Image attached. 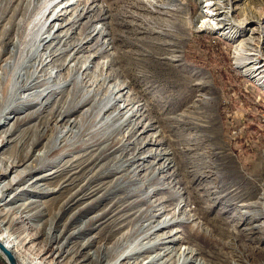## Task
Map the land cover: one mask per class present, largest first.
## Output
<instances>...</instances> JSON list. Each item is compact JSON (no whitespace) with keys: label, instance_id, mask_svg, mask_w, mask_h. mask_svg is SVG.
Wrapping results in <instances>:
<instances>
[{"label":"rangeland","instance_id":"1","mask_svg":"<svg viewBox=\"0 0 264 264\" xmlns=\"http://www.w3.org/2000/svg\"><path fill=\"white\" fill-rule=\"evenodd\" d=\"M51 1L0 0V94H10L12 89L9 81L2 80L6 76L3 71L5 63L17 59V43L20 51H23L26 35L40 26L36 18L43 10L46 11L45 5ZM88 1L90 12L73 33H68L66 44L63 31L68 26L60 31L49 28L52 36L60 37L52 41L51 45L55 46L50 48L52 51H63L68 45L84 38L90 41L75 54L73 63L76 64L77 71L71 73L67 67H63L73 51L68 54L56 52L52 68H44L41 72L36 71L40 62L38 57L30 61L29 65L32 67L28 69L27 75L38 73L46 78L52 72H57V78L42 87L35 86L36 88L24 92L25 95H34L32 100L20 102L12 97L0 100V115L7 112L0 127V140L4 145L0 151V168L16 165L9 177L0 181V216L15 221V226L8 233L18 243L15 252L18 258L14 255L18 264H21L22 258L33 262L42 261L41 250L48 241V233L61 234L63 242L71 231L84 226V230L80 233L78 231L71 239V244L65 248L79 250L77 261H82L87 252L92 253L102 244L114 243L121 231L115 230L116 221L124 213H136L140 207L135 202L136 196H132L130 192L131 188H128L130 181L138 188L146 179L154 184L155 178L162 175L158 174L152 180L153 168L140 170L142 167L138 160L130 168L112 173L100 184L96 183L93 196L66 210H63L62 205L65 189L55 196L46 193L27 194L23 200L14 204L6 203L11 195L37 176L73 163L75 157L87 155L88 151L95 149L94 144L104 141L103 133L112 130L116 122H106L103 127L93 130L95 126L92 123L96 115L93 112L110 85H130L135 101L139 104L146 103L147 111L143 114L145 122L154 121L162 131L158 137L159 141L165 143L162 148L168 147L176 154L182 150L185 158L211 163V149L214 153H219L222 151L219 148L222 147L236 169L244 172L264 150V88L254 79L242 74L233 57L234 47L240 38L249 35L253 29L257 33L260 27H264V0H221L229 9L234 23L220 30L208 27L209 23L215 22L200 17L208 11V5L196 0H75L73 8ZM73 12L74 10L64 16L62 21H57V24L65 25ZM51 21L52 19L48 25ZM237 21L245 23L242 28H236ZM94 29L110 36L104 38L103 35L96 34ZM254 36L258 37L257 34ZM33 44L36 45L34 42ZM42 53L41 51L38 55L42 57ZM86 61L91 62V69L83 72L81 67ZM103 64L108 67H103ZM78 71L85 74L86 78L75 92L72 83ZM110 75V79L104 82ZM64 82L69 84L63 86ZM150 84L151 89H147ZM188 89L193 95L186 101L184 96ZM83 91L96 95V101L91 98L79 104ZM40 93L45 96L37 102L35 97ZM70 121L76 125L67 127ZM140 130L141 128L126 137V143L121 147L111 152L102 150L104 156L101 157L100 168L109 172L112 166L123 164L134 152L135 156H143L136 153V148L144 142L143 137L146 135L140 136ZM117 137L121 139L122 135ZM6 141L8 143L4 144ZM156 147L159 149L158 145ZM42 151H45V155L39 156ZM197 153L202 155L198 156ZM243 154H251L253 160L250 157L241 165ZM163 163L159 161L155 167ZM216 163L226 166L221 160ZM190 167L188 162H176L175 170L168 173L179 175L176 181L184 180L189 186L192 176L188 179L185 174L190 171ZM29 168H34V172L22 180L19 172ZM212 169L209 171L226 179V172L219 170L218 166L215 165ZM10 177L16 181V185L12 187L7 186ZM62 179V175H57L46 179L43 184L48 188H55ZM107 187L114 189L105 195ZM157 196H167V193L161 191ZM29 200H35L36 205L35 210L26 216L16 206ZM127 204L130 212L121 211L123 205ZM139 204L142 205V202ZM200 206L197 204L195 208L199 210ZM222 208L223 204L213 212L210 210L206 214L201 213L202 221L210 231L211 218L219 214L218 209ZM38 210L42 216H39ZM241 210L232 208L223 215V219L233 221L236 217L238 220V212ZM98 214L100 218L97 221L95 216ZM129 219L134 220V216ZM250 224H258L259 227L264 225L261 218L251 219ZM189 238L203 255L201 257L206 264H211V241L202 236L189 235ZM87 239L90 244L80 250V244L88 241ZM255 247L264 248V243L255 241L252 249H256ZM258 251L255 250L250 258L243 257V264H264V256ZM71 259L65 255L56 262L70 264ZM51 262H54L52 257L46 260V264ZM0 264H6L1 255Z\"/></svg>","mask_w":264,"mask_h":264},{"label":"bare ground","instance_id":"2","mask_svg":"<svg viewBox=\"0 0 264 264\" xmlns=\"http://www.w3.org/2000/svg\"><path fill=\"white\" fill-rule=\"evenodd\" d=\"M196 1L200 4L207 3L208 7L206 9L208 11L200 17L215 22L209 23L208 27L210 29L220 30L234 23H232L231 13L229 9L227 10L226 5L223 3L224 1ZM88 3L89 1L86 4L77 5L76 8H73L76 4L75 0H52L45 5L46 11L44 12L43 10L40 16L36 18L40 26H38L36 31L29 32L26 35V45L23 46V51H20V46L17 43L16 47L18 49L15 53L17 59L10 60L4 65L3 71L6 76L2 80L4 82L9 81L12 89L10 94H6L5 96L0 94V100L4 99V97H12L20 102L26 99L32 100L34 95H25L24 92L31 90V88L42 87L56 77L57 72H52L46 78H43L38 73L31 76L27 75L28 69L32 67L29 65L30 61H34L38 57H40V62L38 64V70L36 71L41 72L44 68H52V60L56 56V52L59 54H68L70 51H73V54L68 55L63 67H67L71 73L77 71V66L73 63L75 54L83 49L84 44L90 41L84 38L73 45H68L64 50L62 49L63 51H60L61 49L52 51L50 48H55V46L51 45L52 41L60 37L52 36L49 28L52 27V30L57 29V31H60L62 28L68 26L63 31V38L65 37L64 43L66 44V39L69 38L68 33H73L78 28L82 19L85 18V15L90 12L88 9L89 6H87ZM55 6L56 8H53ZM72 10L74 12L66 20L65 25L57 24V21H62L63 17L71 13ZM51 19L52 23L48 25ZM244 24L243 22L237 21L236 28H242ZM94 30L97 31L96 34L103 35L104 38L110 36L108 33H101L99 29ZM254 31L255 29L249 35L240 38L234 47L233 57L236 61L237 68L242 70V74L254 79L260 87L264 88V27H260L257 33H254ZM255 34L258 35L257 38L254 36ZM44 35H46L45 38L43 37ZM27 49L28 52L26 53ZM41 51L43 52L42 57L38 55ZM103 67H108V65L103 64ZM90 69L91 62L88 61L81 67L83 72H87ZM110 77L111 75L105 78L104 82L109 80ZM85 78L86 75L81 73V71L75 74L74 83H72V88L75 89V92L77 91V87L80 86L81 81ZM68 84L69 82H64L63 86ZM149 88L151 89V84L147 87V89ZM189 89L184 96L186 101L193 95V92L189 91ZM44 96L40 93L36 95L35 99L38 102ZM134 96L135 94L131 91L130 85L117 84L115 86H108L104 97L96 105V111L93 112L96 115L92 123L95 126L93 130H98L106 122H116L112 130L103 133L104 141L94 144L95 149L88 151L87 155L75 157L73 163L60 168L57 167L55 170L37 176L30 183L24 185L18 192L11 195L6 203L14 204L19 200H23L27 194L36 195L46 193L55 196L62 193L65 189L66 192L62 205L63 210H66L81 200L93 196L95 191L93 188L96 186V183L100 184V182L112 173H118L124 168H130L138 160L140 161L139 164H141L140 167H142L140 170L153 168L152 180L158 174L162 175L158 179L155 178L156 181L154 184L148 179L142 184L140 182L141 185L138 188L130 181L128 188H131L130 192H132V196H136L135 202L140 207L137 211L135 209L136 213H133L130 212L129 204L123 205L121 211H128L130 213H124L116 221L115 230L121 231L114 243L109 245L102 244L92 253L87 252L86 257L82 261H77L76 256H79V250L76 251L72 248L65 250V248L71 244V239L74 238L78 231L80 233L84 230V226H80L71 231L64 238L63 242H61L63 237L61 234L48 233L46 238L48 241L41 250L42 261L33 262L22 258L21 264H46V260H49L51 257L54 262L50 264H58L56 261L62 259L65 255L72 258L70 264H206V261L201 257L202 254L192 244L189 235L202 236L211 241V264H220L223 262L227 264H243V257H252L255 250H259L258 252H261L264 256V248L255 247L256 249H252L255 241H262L264 243V225L259 227L258 224H250L251 219L257 218L263 219L264 223V150L258 154L253 165L249 169L244 170V172L236 169L222 147L219 148L222 150L219 153H214L211 149V163L199 162L200 160L190 157L185 158V152L182 150L176 154L174 150H169L168 147L162 148L165 143L164 141L158 140L162 131L158 129L154 121L145 122L143 114L147 111L146 103L139 104V102L135 101ZM91 98L93 101H96L97 96L93 95L90 91H83L79 104ZM159 104L162 106V103ZM6 114L7 112L2 114V116L0 115V127L1 121L5 118ZM61 114L66 113L61 112ZM75 125L70 121L67 127L71 128ZM139 128H141L139 135H146L143 137L145 139L144 142L141 143L140 147L136 148V153H140L143 156H135L134 152L123 164L112 166L109 172H105L103 168L101 169L99 163L101 157L104 156V149L111 152L121 147V145L126 143L125 138L130 136L131 133L137 132ZM212 130L213 121L211 120V132ZM118 135H122V138L118 139ZM56 140L57 137L55 138V142ZM7 143L8 141L4 144ZM157 145L159 149L156 147ZM3 147L4 145L0 140V151ZM242 148L245 149L244 147ZM44 155L45 151H42L39 156ZM197 155L201 156L202 154L197 153ZM243 157L244 160L241 158V165L246 163L250 157L252 159L251 154H243ZM28 160L29 157L26 161ZM220 160L224 161L226 166L223 164L224 167H222L216 163V161ZM159 161H163L164 163L155 167ZM181 161L185 164L188 162L191 165L190 171L185 174L188 179L192 176L188 183L189 186L186 185V181L184 180L176 181L179 175L168 173L171 170H175L176 162L179 163ZM145 162L146 164H144ZM215 165L216 167L218 166L219 170L226 172V179L209 171ZM15 166V164H12L8 165L6 169L0 168V181L3 178L9 177V174L14 170ZM33 172L34 168H29L26 171H20L19 174L22 180H24ZM57 175H62L63 179L55 188H48L43 184V181L46 179L54 178ZM220 180L223 181L220 182ZM15 182V178L10 177L7 186L12 187ZM192 185H195V187L192 188ZM109 187L105 188V195L114 189L113 187L109 189ZM161 191L166 192L167 196H157ZM35 202V200H29L18 204L16 208L20 213L27 216L32 210H35ZM139 202H142V205ZM197 204L201 205L199 210L195 208ZM222 204V210L218 209L217 212L219 214L211 218L210 231L206 227L207 225L203 223L201 213L206 214L210 210L213 212ZM232 208L242 209L238 212L240 219L236 220V217H234L233 221H226L223 219V215ZM38 213L39 216H42L39 210ZM132 216H134V220L129 219ZM99 218L100 214L95 216V220L98 221ZM239 220L242 222H239ZM218 224L222 227H219ZM14 226V220L1 218L0 216V241L13 256L15 255L18 258L17 253H15L18 248V243L8 233V230ZM259 234L260 236H258ZM89 241L81 243L80 250L86 248L90 244ZM250 250L251 252H249Z\"/></svg>","mask_w":264,"mask_h":264},{"label":"water","instance_id":"3","mask_svg":"<svg viewBox=\"0 0 264 264\" xmlns=\"http://www.w3.org/2000/svg\"><path fill=\"white\" fill-rule=\"evenodd\" d=\"M0 254L6 261V264H17L15 257L11 254V252L1 243L0 241Z\"/></svg>","mask_w":264,"mask_h":264},{"label":"trees","instance_id":"4","mask_svg":"<svg viewBox=\"0 0 264 264\" xmlns=\"http://www.w3.org/2000/svg\"><path fill=\"white\" fill-rule=\"evenodd\" d=\"M227 60H228V59H227ZM221 111H222V109H221ZM222 117L225 118V116H224L223 114H222ZM244 146H245V145H244Z\"/></svg>","mask_w":264,"mask_h":264}]
</instances>
